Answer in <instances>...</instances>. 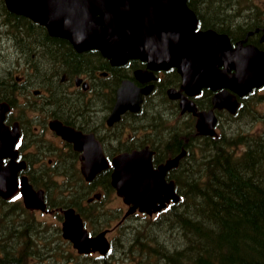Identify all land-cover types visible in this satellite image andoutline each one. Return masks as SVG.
<instances>
[{
    "label": "trees",
    "instance_id": "1",
    "mask_svg": "<svg viewBox=\"0 0 264 264\" xmlns=\"http://www.w3.org/2000/svg\"><path fill=\"white\" fill-rule=\"evenodd\" d=\"M188 4L200 16L202 24L222 30L232 39L245 37L249 31L264 26V6L257 0H188ZM10 14L7 28L13 29L16 37L9 34L8 44H13L4 46L5 53L4 50L0 53V99L15 106L14 91L18 83L9 72L19 59L15 57L12 65H6L9 60L6 53L12 47L18 50V46L25 45V56L37 60L35 67L39 74L34 79L47 85L57 65L78 69L94 62L91 52H76L64 38L50 35L41 24ZM117 71L123 72L121 68ZM58 99L59 107L69 103L65 97ZM262 105L264 93L254 91L241 99L237 113L232 115L238 121L246 116L250 124L261 119L260 131L242 126L231 133L221 131L214 136H202L192 125L184 126L182 120V134L155 129L154 140L160 144L156 145L157 162L182 148L187 149L180 168L170 175L176 181L180 200L170 203L156 216L143 215V219L132 225L131 232L123 225L105 255H75L60 228L51 231L37 220L23 218L28 211L20 197L0 196V264H46L47 257L63 260V249L70 251L65 259L68 264H115V255L123 251L131 254L137 264H264V111L257 108ZM161 108L157 102L148 107L147 122L156 120ZM75 173L78 171L63 173L66 189L74 196L78 193L71 184ZM28 174L35 187L48 189L52 172L29 170ZM72 179L84 190L95 185L83 184L78 175ZM104 179L108 181L109 175L102 180L106 186ZM104 201L84 207L76 201L63 200L60 204L78 207L93 231H99L109 226L112 217L118 214H110ZM123 234L126 240L121 246L119 237Z\"/></svg>",
    "mask_w": 264,
    "mask_h": 264
},
{
    "label": "water",
    "instance_id": "2",
    "mask_svg": "<svg viewBox=\"0 0 264 264\" xmlns=\"http://www.w3.org/2000/svg\"><path fill=\"white\" fill-rule=\"evenodd\" d=\"M5 1L11 11L39 22L50 35L69 40L79 51L99 50L112 64H124L134 58L146 61L149 70L139 69L137 75L145 72L151 77L153 70L176 67L183 79L181 87L190 96L204 87L214 90L213 107L208 111H198L182 89L168 90L171 98L180 99L183 112L197 116L196 126L202 134L215 133L218 119L214 109L235 113L240 103L238 95L264 85V51L242 41L233 46L225 33L197 30L198 18L188 0ZM143 92L147 90L124 80L109 121L119 119L127 109L139 110ZM9 110L10 104L0 101V196L10 199L20 192L27 208L44 210V190L35 189L26 175L19 178L26 162L18 160L15 147L20 136L18 123L10 126L5 122ZM58 132L67 137L71 130L59 128ZM185 153L183 150L157 167L148 146L113 157L111 183L130 204L127 215L137 209L152 214L171 200L180 199L174 180H167L166 175ZM81 159V171L87 180L110 166L101 149L97 153L86 150ZM64 216L63 236L72 241L79 253H107V230L90 235L74 208L65 209Z\"/></svg>",
    "mask_w": 264,
    "mask_h": 264
},
{
    "label": "flooded vegetation",
    "instance_id": "3",
    "mask_svg": "<svg viewBox=\"0 0 264 264\" xmlns=\"http://www.w3.org/2000/svg\"><path fill=\"white\" fill-rule=\"evenodd\" d=\"M10 12L15 15L24 16L11 11L6 1L0 0V53L4 50V46H12L13 42L8 44V40L13 33L16 37V32L13 29L7 28L8 24H10ZM198 19L199 24L197 29L206 30L213 28L218 32H224L208 23L202 24L199 15ZM14 40L18 41L19 39ZM65 40L69 42L76 52L82 54L91 52L94 62L90 63L87 67L78 69L57 65V69L52 74L53 76L49 85L39 83L34 79L39 74L36 72V59L32 61L28 60L30 63L27 61L26 66L24 63L23 65H19L18 63V66L11 68L10 72L8 71L13 80L18 83V87L14 91L15 106L4 98L0 99V101H7L10 104V110L6 114L5 122L10 126L18 123L20 136L16 143V148L18 150V160L26 162V168L23 169L24 172L27 173L29 170H48L52 172V180L48 185V189L44 187L46 189L47 204L49 202L47 198L49 186L56 181L54 179L55 175L63 177L62 181L55 184L58 200L65 199L69 201V199H72V201H76L78 195H71L69 190L66 189V177L63 175L66 170L78 171V174L75 173L72 177H77L78 175L80 181L83 180V184H95L92 189H86V191H92L94 188L99 187L100 190L97 189V192H94L86 199L79 198L84 206L92 204L93 201L107 198L111 193L117 195L123 201V197L117 194L116 189L111 183V173L114 169L112 159L120 153L131 152L134 149L148 146L153 150L152 159L154 167L166 161L169 157L164 158L160 162L155 160L157 154L156 145L158 144L154 140L155 129L157 132L159 129L165 131L169 129L182 134L180 124L185 122L184 126L191 127L192 125L198 135H210L200 133L196 126L197 116L190 112H183L180 107V99L171 98L168 93L170 88L182 89V76L177 68L171 67L169 69L153 70L151 77L145 72L137 75L136 71L139 69L149 70L147 62L134 58L124 64H112L110 59L104 57L99 50L89 49L79 51L69 40ZM239 40H243L244 45L253 44L259 50L264 51V26L260 30L256 28L253 31H249L245 37H238V39L231 38L234 45ZM13 50L17 53L16 58L19 61L26 57L25 45H20L18 46V50L14 48ZM20 68H22L23 72L22 74H17L16 71ZM117 68H121L123 72L118 74ZM124 80L134 82L138 89L147 90V92H143L142 94L143 97L139 110L133 111L127 109L121 113L119 119L110 122V115L117 102L118 88ZM253 90L263 94L264 85ZM182 92L185 94L184 91ZM214 93L215 91L211 88L204 87L200 93L190 96V98L196 103L198 110L208 111L213 107L212 97ZM249 94L251 93L238 98H247ZM59 96L65 97L69 103L59 107ZM156 102L162 106L161 113L156 116V120L158 118V121L153 119L147 122L146 119L149 118L148 107ZM214 112L218 118L217 127L220 125L222 114H225L230 119L234 118L232 115L237 113L232 114L228 110L220 111L217 109H214ZM59 128L68 129L71 132L66 137L58 132ZM184 138L188 140L186 136ZM100 149L107 156L111 165L102 169L91 181L87 182V180L83 179L81 171V155L86 150L90 153H97ZM183 150H186V148H182L172 157L180 154ZM186 154L187 150L181 159ZM180 161L178 165L168 171L167 179L172 178L170 175H172L173 170L180 168ZM107 175H109V180L104 179L106 182L105 186L102 180ZM55 187L52 186V190ZM61 190L64 191V194L60 193ZM55 207L57 205L50 206L48 204V208L42 212L44 214L51 213L56 209ZM58 207L60 211H63L65 208L72 206ZM73 207L83 217L79 208ZM61 218L63 221L64 213Z\"/></svg>",
    "mask_w": 264,
    "mask_h": 264
},
{
    "label": "rangeland",
    "instance_id": "4",
    "mask_svg": "<svg viewBox=\"0 0 264 264\" xmlns=\"http://www.w3.org/2000/svg\"><path fill=\"white\" fill-rule=\"evenodd\" d=\"M258 3H260L262 6L264 5V0H257ZM263 17V14H262ZM5 53V50H4ZM9 56V60H7L6 65H12L15 57L17 56L15 51L11 48V50L6 53ZM29 60V57H24L21 61H19V65H24L26 66L27 61ZM15 67L18 66V64L15 63L14 65ZM14 67V68H15ZM25 69V68H24ZM17 74H22L23 70L22 68H20L19 70L16 71ZM258 110L260 112L264 111V106H259L257 107ZM258 114V113H257ZM259 116V115H258ZM242 126H246L247 128H249L251 131H260L263 128V123L261 119H258L256 121L253 122V124H250L249 121L246 119V116H243L242 121H238L235 118H228L225 114H222V117L220 119V125L217 127V132L220 133L221 131H226V133H231L233 131H236L237 129H239ZM62 176L59 175H55L54 179L56 181H54L53 183H51L49 186V190H48V200L49 202L51 201L54 205L57 206H62L60 203L65 200H58V192L56 190L55 184L58 183L59 181H62ZM71 184L73 185L72 190L76 191L77 190V198H76V203L81 204L84 207V204L79 200L80 197H82L83 199L87 198L88 196H91L94 192H97V189H99V187L94 188L92 191H86L84 190L83 187H79V183H77L75 180L72 179L71 176ZM83 181V180H82ZM76 185H78V189H76ZM87 185V184H86ZM53 187L54 190H52ZM100 190V189H99ZM61 194H64V191L61 190L60 191ZM69 202H72V199H69ZM56 209L53 210L51 213L48 214H44L42 212H38V211H31L28 210V212H24V214L22 215L23 218H29L28 220H37L41 223L42 226L47 227L49 230L51 231H56L57 229L60 228L61 231V225H62V214L63 211H60L59 207H55ZM106 208L108 209L110 214L113 213H120L119 216L114 219L113 223H116L118 221V219L121 217L122 213L125 212V210L127 209V205L117 196V195H113L111 193L110 198L107 200L106 202ZM144 216L143 215H134L132 216L129 220H127L124 224L126 225V230L128 229V232L132 231V225L138 221H140L141 219H143ZM92 229V227H90ZM89 228V229H90ZM93 230V229H92ZM136 230V228L134 229ZM134 232V231H133ZM119 228L118 229H114L111 232H109L107 234V237L109 240L112 241V239H114L116 236H119ZM125 237L126 235L123 234L122 236L119 237V244H121L122 246V242H125ZM132 237H130L131 239ZM125 239V240H124ZM131 242L133 241L130 240ZM57 242L55 241V244ZM53 244V243H52ZM75 255H78L77 251H75L74 249H72ZM62 252L64 253L65 257H63V260H55V258H45V262L46 264H66V254L70 251H67L66 249H63ZM125 251L115 255L114 257V263L115 264H137L136 260L132 257L131 254H127L124 253ZM56 262H60V263H56ZM68 264V263H67Z\"/></svg>",
    "mask_w": 264,
    "mask_h": 264
}]
</instances>
